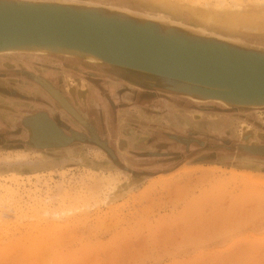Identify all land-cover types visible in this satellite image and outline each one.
Instances as JSON below:
<instances>
[{"label": "rangeland", "instance_id": "374dc122", "mask_svg": "<svg viewBox=\"0 0 264 264\" xmlns=\"http://www.w3.org/2000/svg\"><path fill=\"white\" fill-rule=\"evenodd\" d=\"M83 1L161 16L264 48V13L247 9L264 0H222L230 8L239 5L249 20L236 25L209 24V17L198 12L219 0ZM54 63L83 78L69 85L65 72L50 76L113 149L115 159L90 142L34 147L23 120L37 111L59 119L67 135L69 127L89 132L62 116L42 90L3 73L0 264H264V159L236 148L250 141L264 144V106L226 107L174 92L191 102L246 110L216 114L212 120L187 111L190 118L178 115L170 123L148 108V100L129 104L111 92L112 86L92 83L93 76L80 67ZM6 89L11 93H2ZM167 133L193 139L181 142ZM21 153L27 157L17 160ZM35 173L14 180L13 174ZM39 252L43 256L37 260Z\"/></svg>", "mask_w": 264, "mask_h": 264}, {"label": "water", "instance_id": "95a60500", "mask_svg": "<svg viewBox=\"0 0 264 264\" xmlns=\"http://www.w3.org/2000/svg\"><path fill=\"white\" fill-rule=\"evenodd\" d=\"M168 24L203 35L194 38L173 32ZM213 34L180 21L96 2L0 0V48L26 43L75 47L125 71L122 80L139 88H161L202 101L221 99L228 107L264 106V48ZM32 115L23 123L30 129L34 147L49 149L74 141L90 142L115 159L113 149L91 128L88 135L76 131L67 135L59 127L66 137L63 141L37 144L28 122ZM94 135L103 142L97 143ZM236 148L244 155L264 159V144L250 141Z\"/></svg>", "mask_w": 264, "mask_h": 264}, {"label": "flooded vegetation", "instance_id": "af4514ba", "mask_svg": "<svg viewBox=\"0 0 264 264\" xmlns=\"http://www.w3.org/2000/svg\"><path fill=\"white\" fill-rule=\"evenodd\" d=\"M9 59H3L0 57V78H3V73L6 74L7 77L11 78H17L22 79L23 81L30 82L32 85H34V89L38 91H43L44 94H46L50 101L51 99L54 100L55 104L57 103L59 107L61 108L60 112L62 116H69L76 122H78L82 127H84L86 130L88 128H91L95 130L94 126L91 122L87 121L82 113H80L71 102L67 99V103H63L60 100H58L51 92L50 89L46 86V82L40 81L39 77H45L44 79L50 84L49 86L52 87L55 91H61L59 85L56 84L50 76L57 74L60 72L61 74L65 72L67 75L65 76L67 84L71 82L69 85L73 82H76L77 78H82L78 74H74L71 71H68L67 68H65L63 65H56L54 61L58 63H70L74 65L73 61H70L68 59H64L61 57H48V60L45 61H39V58H32V57H26L23 58V56H10L6 57ZM21 59V60H18ZM6 64H4V63ZM8 62V63H7ZM19 65V66H18ZM31 65H35L36 67L33 68ZM76 66L80 67L82 72H87L89 75L93 76V79H90L92 83H98V85L101 84H108L112 86L113 90L111 92L114 93V95H121L122 98L127 103H133L135 100L140 99L141 100H148V108L155 109L157 111V115L163 116V118H166L170 121V123H174L177 120V117L179 115L180 119L182 120L185 118V115H187V111H198V113H201V117L203 114H206V116H210V119L216 115V114H232L237 112H244L243 110H246V108H233L228 109L226 107H222L216 103H196L191 102L186 99H182L181 97L177 96L174 92H170L169 90L161 89V88H152L145 91L138 90L134 87L125 86L124 82L126 81L122 80L119 70L115 69L114 67H111L109 65L107 66H97L93 67L92 69L85 68L81 66L80 64H76ZM4 68H10V69H4ZM97 69V70H94ZM64 73V74H65ZM56 76V75H55ZM83 79V78H82ZM69 80V82H68ZM81 81V80H80ZM59 88V90H58ZM5 89V88H4ZM8 91H3L4 94L11 93L9 89H6ZM112 93V94H113ZM63 96L65 98L66 95L62 92ZM119 95V96H120ZM51 98V99H50ZM159 111V112H158ZM37 112H46L55 122L56 124L61 128V122L59 119H55L48 111L41 110ZM206 112V113H205ZM149 114H152V111H148ZM264 113V108H263ZM214 115V116H213ZM190 118V116H188ZM62 129V128H61ZM68 130L70 131H76L80 132L81 130L76 127H69ZM96 132V130H95ZM97 133V132H96ZM171 138L176 139L178 141H186L189 139H193V137H184L178 134H171L167 133ZM98 135V134H97ZM99 137V135H98ZM100 138V137H99ZM102 140V139H101Z\"/></svg>", "mask_w": 264, "mask_h": 264}, {"label": "bare ground", "instance_id": "6f19581e", "mask_svg": "<svg viewBox=\"0 0 264 264\" xmlns=\"http://www.w3.org/2000/svg\"><path fill=\"white\" fill-rule=\"evenodd\" d=\"M219 1H222V0H219ZM224 2H225V0H224ZM231 2H233V1H231ZM248 3L249 2H247V4ZM232 4L235 5V3H232ZM203 5H206V4H203ZM215 5L216 6L206 5V7L201 9V11H198L200 14H202V15L205 14L206 16L209 17L208 18L209 24L210 23H214V24H221L222 23V24H226V25H236V24H241L243 22H249L248 18L243 16L242 11L240 9H238L240 7L238 4H236V5H238L237 7L233 5L236 8H230L231 6L225 5L223 3V1L218 2V5L217 4H215ZM241 5H243V4H241ZM248 5H249L248 6L249 8H247V9H249V11L251 10L252 12H256V11L261 10V11H263L262 13H264V4H258L257 2H254L252 4L249 3ZM91 9H93V7ZM115 14L120 16V17H126V18L138 20V19H136L137 17H132V16L127 15V14L122 13V12H115ZM250 16L252 17V15H250ZM206 20H207V18L205 19V21ZM255 24H256V22H255ZM168 27H171L173 32L186 33V35L193 36L194 38H201V35H203V34L199 33L198 31L186 30V29H183L182 27L179 28L177 26L172 27L169 24H168ZM241 27L251 28V27H247V26H241ZM213 35L214 36L218 35V33H214ZM216 38H219V37L216 36ZM10 56H12V57L23 56L24 58L25 57H32V58H39V59L55 56V57H61L64 59H68L70 61H73L74 65H75V63L80 64L81 66L88 68V69H92L90 65H94L95 67L110 65L108 63V61H106L105 59H103L102 57H100L94 53H91V52L85 51V50H81V49H78L75 47L64 46V45H47V44L26 43V44H14V45L4 46V47L0 48V57H10ZM82 63H84V64H82ZM37 78L40 79L41 83L44 81L46 82L45 83L46 86L50 89V92L58 100H60L63 103H65V102L67 103L66 99L64 98L62 93H60V91H55L52 87L49 86L50 82L48 83L43 77L37 76ZM83 84L84 83H82V86H85ZM127 84H129V83H127ZM132 86H134V85H132ZM188 96L189 97H187V98H189V99H192L195 101H202V100H199L198 98H196L195 96H191V95H188ZM215 102H218L223 106H226V104H227L224 100H221V99H216ZM254 103H256V102H254ZM226 107H228V106H226ZM251 107H259V106H251ZM260 107H263V106H260ZM33 114H34V115H32L33 117L29 118L28 122L34 130V141L37 144H39V145L50 144L53 141H57V140L63 141L64 138H66L62 134L63 132L62 133L60 132L59 126L56 124V122L46 112H36ZM77 136L81 137L80 134H76V137ZM94 139L99 144H101V142H103V141H100L96 135H94ZM96 146L103 150V148H101V146H98V145H96ZM18 156L19 157H17V160H22V159H25L27 157L26 153L18 154ZM13 175H15V177H16L14 180H24L25 178L28 179L29 177H35L37 174L35 173V174H31L29 176H21V175H17V174H13ZM116 178L119 179L118 176ZM108 180L111 181L113 179L109 178ZM107 183H108V181H107ZM42 254L43 253H41V252L35 253V258L37 260H39V258H41L43 256Z\"/></svg>", "mask_w": 264, "mask_h": 264}]
</instances>
